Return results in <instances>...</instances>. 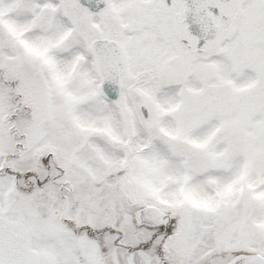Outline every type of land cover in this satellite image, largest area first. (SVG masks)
Returning <instances> with one entry per match:
<instances>
[{"label":"snow or ice","instance_id":"snow-or-ice-1","mask_svg":"<svg viewBox=\"0 0 264 264\" xmlns=\"http://www.w3.org/2000/svg\"><path fill=\"white\" fill-rule=\"evenodd\" d=\"M0 264H264V0H0Z\"/></svg>","mask_w":264,"mask_h":264}]
</instances>
